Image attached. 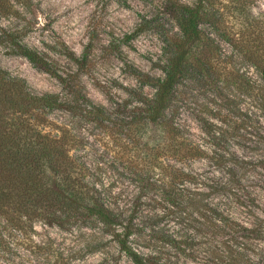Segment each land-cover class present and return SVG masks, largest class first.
<instances>
[{"label":"rangeland","instance_id":"obj_1","mask_svg":"<svg viewBox=\"0 0 264 264\" xmlns=\"http://www.w3.org/2000/svg\"><path fill=\"white\" fill-rule=\"evenodd\" d=\"M170 1L28 0L25 5L11 1L8 14L0 12V67L23 78L35 93L61 92L62 83L55 75L75 82L72 77L77 74L93 102L118 106L130 99L128 89L138 86L135 71L163 75L172 37L178 33ZM202 5V41L190 55L203 68L181 81L178 121L203 152L178 164L197 179L186 187L201 190L204 201L245 224L254 216L264 217V0H207ZM13 40L36 49L52 73L14 51ZM82 135L91 139L77 153L94 170L91 177L114 182V191L124 188L129 177L111 163L107 147L113 144L111 132L86 126ZM248 193L256 199L253 205L245 202ZM164 203H152L159 212L157 226L179 229L193 239L191 247L169 251L166 264H231L230 251L240 250L241 242L236 247L229 235L213 233L191 218L178 223ZM81 230L37 220L17 235L0 237V264H33L36 256L62 264H135L108 237L97 240ZM242 242L241 264H264V241L249 237Z\"/></svg>","mask_w":264,"mask_h":264},{"label":"trees","instance_id":"obj_2","mask_svg":"<svg viewBox=\"0 0 264 264\" xmlns=\"http://www.w3.org/2000/svg\"><path fill=\"white\" fill-rule=\"evenodd\" d=\"M11 1L28 2L0 0L1 13L8 14ZM205 1L197 0L194 5L169 2L178 33L172 37L163 75L135 71L138 86L128 89L132 100L125 99L118 106L93 102L83 92L77 74L73 82L69 76L53 73L62 83L61 92L35 93L23 78L0 67V237L17 235L39 220L65 230L82 232L84 228V233L97 240L108 237L135 264H166L169 251L191 247L193 239L179 229L157 226L159 212L152 203L164 200L163 207H170L166 211L176 214L173 218L178 223L191 218L211 227L213 233L229 235L231 244L241 242L240 250L230 251L231 264L243 261L242 239L264 241V217L254 216L243 224L223 215L203 200L201 190L186 187L197 179L178 164L203 152L186 136L178 115L181 81L203 68L190 54L202 41L199 27ZM13 47L29 62L52 73L36 49L15 40ZM261 78L264 82V65ZM86 126L111 132L109 142L113 144L107 146L111 163L121 166L129 177L124 188L114 191V182L105 184L91 177L94 170L77 153L91 139L82 135ZM170 158L174 163L168 162ZM233 180L240 185L238 178ZM244 199L247 205L256 200L249 193ZM137 247L150 249L141 252ZM62 263L37 256L33 260V264Z\"/></svg>","mask_w":264,"mask_h":264}]
</instances>
